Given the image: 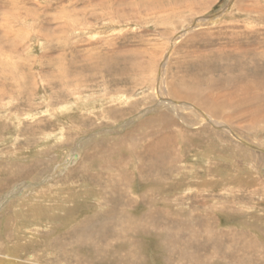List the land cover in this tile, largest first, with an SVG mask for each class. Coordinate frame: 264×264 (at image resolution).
I'll list each match as a JSON object with an SVG mask.
<instances>
[{"label": "rangeland", "instance_id": "rangeland-1", "mask_svg": "<svg viewBox=\"0 0 264 264\" xmlns=\"http://www.w3.org/2000/svg\"><path fill=\"white\" fill-rule=\"evenodd\" d=\"M263 80L264 0H0V264H245L187 210L264 264Z\"/></svg>", "mask_w": 264, "mask_h": 264}, {"label": "bare ground", "instance_id": "bare-ground-1", "mask_svg": "<svg viewBox=\"0 0 264 264\" xmlns=\"http://www.w3.org/2000/svg\"><path fill=\"white\" fill-rule=\"evenodd\" d=\"M253 45V44H252ZM254 50V49H253ZM249 51H252V50H249ZM253 52V51H252ZM255 52V50H254ZM257 52V51H256ZM255 52V53H256ZM94 58V57H93ZM255 60V59H253ZM258 61V60H257ZM262 61V60H261ZM257 64V63H256ZM95 65V64H94ZM243 71V70H242ZM241 76V75H240ZM244 76V75H243ZM241 78V77H240ZM243 79V78H242ZM261 79V78H260ZM256 82V81H255ZM255 82L253 83H250L248 84V87H247V90L248 92L250 91H254V84ZM264 83V80L262 82V84ZM260 84V87H261V83ZM240 85V84H239ZM241 86V85H240ZM263 86V85H262ZM258 87V82H256V86L255 88ZM257 89V88H256ZM255 89V90H256ZM241 90V89H240ZM173 93V92H172ZM167 102V101H165ZM174 107V106H172ZM164 116V115H163ZM168 136V135H167ZM166 137V136H165ZM163 136V138H159V139H156V141H154V143L151 142L148 149H145V152L143 153V159H146V157L148 158V167L146 170H148L149 172H153V171H159L157 169H159L158 167H153V164H155V159L158 158L160 155H161V151L164 149V145L163 143H166V142H162L161 139H163V141L165 140L166 141V137L165 138ZM169 143V142H168ZM147 147V146H146ZM163 147V149H162ZM135 148V147H134ZM162 149V150H161ZM138 156V155H137ZM140 159V158H139ZM150 160V161H149ZM144 163V162H143ZM159 164V163H158ZM143 165V164H142ZM151 165V166H150ZM144 168H145V165H143ZM150 166V167H149ZM158 166V165H157ZM140 168V167H139ZM143 169V167H142ZM142 174V173H141ZM88 177L91 178L90 175H88ZM94 178V176H93ZM157 184H160L157 185ZM165 186L166 184L162 183H153V186L155 187H158L160 188L161 186ZM177 185V184H176ZM133 189V188H132ZM84 191V190H82ZM131 191V190H130ZM140 196L142 198H148L149 201H155V202H160L161 199H163L164 197L161 196V193L160 192H157V191H154L153 193H146V195H141ZM118 197V196H117ZM161 198V199H160ZM132 200H136V199H132L131 196H126V198H123V199H120L117 203L118 205H122L123 207L122 208H119V206H113L111 209H109L108 211L104 212L105 213V216H106V219L107 221H112V220H115L119 217L123 218L125 216V214L128 212L127 208L125 207L126 205H130L131 207V204L130 203H133ZM186 200V199H185ZM111 201V200H110ZM173 201V200H172ZM178 201V200H177ZM176 202V201H175ZM184 202V201H183ZM112 203V202H111ZM134 205V204H133ZM109 208V207H108ZM159 207H155V208H152L150 210V212H146L148 213V215H152L154 216L155 214L156 215H161V209ZM205 209H207L206 206H204ZM204 210V209H203ZM212 210V209H211ZM163 211V210H162ZM207 211V210H206ZM103 213V214H104ZM136 213V211H135ZM138 213V212H137ZM137 213L134 214L133 216H136L137 217ZM140 213V212H139ZM186 213H188L190 216H191V220H184L183 218V222L180 220L179 223H178V229L175 233H177V244L178 246L181 248L179 249V252L181 251L180 255L178 256V258H176V260L178 261H182V260H187V259H192V260H197L198 262H201V261H204L202 257H204V254L201 256V257H198L196 252H193L191 251V249L189 247H193L194 248H201V249H204V250H208V251H211L212 255L214 254V256H217L218 255V251L221 252L220 256L218 257H221V259H228L229 261H231L232 263H245V264H254L255 263V260L252 256H250L251 254L247 255L246 251H247V246H250V240L249 238L246 237L245 234H243L242 232H222V231H217V230H214L212 227V223L208 221L209 219V215L208 214H205L204 211L203 212H200L198 213L197 215L196 214H193L192 213V210H187ZM132 214V212H131ZM98 215V214H97ZM96 215V218H98L99 216ZM163 215V214H162ZM168 215V214H167ZM94 216V215H93ZM128 216V215H127ZM183 216V215H182ZM135 217V219H136ZM145 218V217H144ZM177 219V218H176ZM121 220V219H120ZM98 221V220H97ZM134 221V220H133ZM122 222V221H121ZM142 222V221H141ZM113 223V222H112ZM85 224V223H84ZM88 224V223H87ZM90 224V223H89ZM111 224V223H110ZM120 224V223H119ZM135 224V223H134ZM123 228L127 227L128 225L124 224H120ZM137 225V224H136ZM184 225H187V230L185 231V229L182 227ZM196 225L198 226H201L200 229L201 231H198L199 233L196 234V238L194 239L193 238V232L195 231V227H197ZM109 226V225H108ZM85 227V226H83ZM113 226L110 225V228H112ZM134 227V226H133ZM142 227V226H141ZM144 227V226H143ZM107 228V227H106ZM109 228V227H108ZM135 228V227H134ZM144 229V228H143ZM112 230V229H111ZM127 230V229H126ZM145 230V229H144ZM135 231V230H134ZM133 232V231H132ZM137 232V231H136ZM139 232V231H138ZM103 234V233H102ZM116 234V233H115ZM120 234V233H119ZM128 234V233H127ZM202 236V237H201ZM100 237V236H99ZM195 237V236H194ZM198 239V240H196ZM251 239V238H250ZM110 240V239H109ZM112 240V239H111ZM242 240V245L240 246L241 250L244 251L243 255L239 256V255H233L231 254L232 249H233V246L236 242L237 245L239 244V241L241 242ZM252 241V240H251ZM172 247L173 244H172ZM176 247V245H175ZM236 247V246H235ZM243 248V249H242ZM250 248V247H249ZM253 248V247H252ZM236 249V248H235ZM172 251L173 248H169L168 251ZM242 251V252H243ZM2 252V251H1ZM5 252V251H4ZM250 252V251H249ZM235 253V252H234ZM254 253V252H253ZM5 254V253H4ZM3 254V255H4ZM10 254V253H9ZM7 255V258L9 260H11L12 256L10 255ZM2 255V256H3ZM210 255V254H209ZM6 258V257H4ZM14 258V257H13ZM12 258V260L7 264H15L16 262H14V259ZM263 258V257H262ZM6 259H4L5 261ZM19 261V260H18ZM246 261V262H244ZM1 262V261H0ZM3 264V263H2ZM18 264V263H17Z\"/></svg>", "mask_w": 264, "mask_h": 264}]
</instances>
